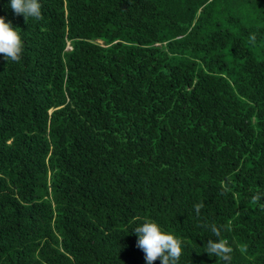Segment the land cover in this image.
<instances>
[{
  "label": "trees",
  "instance_id": "trees-1",
  "mask_svg": "<svg viewBox=\"0 0 264 264\" xmlns=\"http://www.w3.org/2000/svg\"><path fill=\"white\" fill-rule=\"evenodd\" d=\"M40 3L0 0L24 44L0 54V264H147L145 220L179 264H225L213 224L264 264V0Z\"/></svg>",
  "mask_w": 264,
  "mask_h": 264
},
{
  "label": "clouds",
  "instance_id": "clouds-1",
  "mask_svg": "<svg viewBox=\"0 0 264 264\" xmlns=\"http://www.w3.org/2000/svg\"><path fill=\"white\" fill-rule=\"evenodd\" d=\"M10 7L17 15L23 14L26 22L29 18L35 21H40L44 18L40 0H11ZM249 43L252 45L256 43L255 33L249 36ZM23 49V40L17 28H14L11 22H6L5 17L0 16V54L4 55L7 62H19ZM260 199V194H256L252 197V203H257ZM203 207V203L194 205L197 215L200 214ZM210 227L213 235L218 239H209L204 245L205 252L209 256L228 264L231 260L233 248L228 240L219 238L221 236L219 227L215 224ZM223 227L230 230L228 224ZM134 231L138 236L137 247L145 253L147 264H154L158 258L162 260V264H179L185 241L165 231L158 223L151 220H145L141 225L135 227ZM239 250L241 253L247 251L246 247L243 246Z\"/></svg>",
  "mask_w": 264,
  "mask_h": 264
}]
</instances>
